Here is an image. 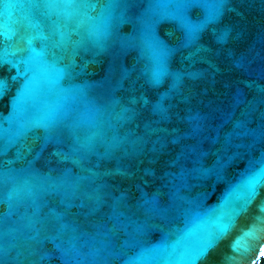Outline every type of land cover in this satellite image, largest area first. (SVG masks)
I'll return each mask as SVG.
<instances>
[{"label": "water", "instance_id": "obj_1", "mask_svg": "<svg viewBox=\"0 0 264 264\" xmlns=\"http://www.w3.org/2000/svg\"><path fill=\"white\" fill-rule=\"evenodd\" d=\"M0 62V264H264V0H0Z\"/></svg>", "mask_w": 264, "mask_h": 264}, {"label": "snow or ice", "instance_id": "obj_2", "mask_svg": "<svg viewBox=\"0 0 264 264\" xmlns=\"http://www.w3.org/2000/svg\"><path fill=\"white\" fill-rule=\"evenodd\" d=\"M75 0H63L64 4H68L71 5L72 3H74ZM187 27V31H188V35L189 37H191L193 34L197 33L199 31V29L197 28V26H193L191 24L186 25ZM219 39L223 40L226 39L225 35H221L219 37ZM152 43L156 49L157 52L161 51V46L159 44L158 40L153 39ZM71 55L74 57L75 56V51H73L71 53ZM74 63V60L72 61ZM0 66H2V62H0ZM159 73L156 74L155 79L158 81L159 80ZM3 87H4V81L2 79H0V91H3ZM264 185V179H261L259 176L257 175H253L251 177L248 178V180L245 183V189H246V199H245V203H247L248 201L254 199L257 194H258V188ZM52 219H53V224L54 227L55 226H59V229L62 230L64 228V225L62 223L63 217L60 216L59 214H57L56 212H52L51 213ZM260 223L262 225H264V218H261ZM229 227L228 224H218L216 226V230L214 232H209L205 238L199 243L198 245V254L196 257V264H200L201 261L205 260L208 256V253L216 247L219 237L222 233H224L227 228ZM256 232H257V227L256 225H253L251 229H249L248 232L244 233V236L235 242L234 248L236 251H241L243 249H245V240L247 238H254L256 236ZM57 237H52V239L55 241Z\"/></svg>", "mask_w": 264, "mask_h": 264}]
</instances>
